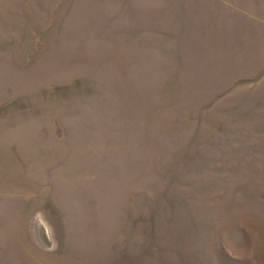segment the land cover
I'll use <instances>...</instances> for the list:
<instances>
[{
	"label": "rangeland",
	"instance_id": "1",
	"mask_svg": "<svg viewBox=\"0 0 264 264\" xmlns=\"http://www.w3.org/2000/svg\"><path fill=\"white\" fill-rule=\"evenodd\" d=\"M0 264H264V0H0Z\"/></svg>",
	"mask_w": 264,
	"mask_h": 264
}]
</instances>
